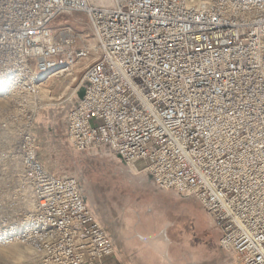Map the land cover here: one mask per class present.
Segmentation results:
<instances>
[{
	"label": "built area",
	"instance_id": "2783aa9c",
	"mask_svg": "<svg viewBox=\"0 0 264 264\" xmlns=\"http://www.w3.org/2000/svg\"><path fill=\"white\" fill-rule=\"evenodd\" d=\"M104 4L0 0V122H23L0 133L10 140L0 155L18 160L2 168L31 196L1 217L0 244L27 247L33 264H113L76 178L45 171L31 130L41 83L85 60L65 117L71 145L104 148L157 188L193 196L233 264H264V0ZM76 11L86 32L49 27Z\"/></svg>",
	"mask_w": 264,
	"mask_h": 264
},
{
	"label": "rangeland",
	"instance_id": "374dc122",
	"mask_svg": "<svg viewBox=\"0 0 264 264\" xmlns=\"http://www.w3.org/2000/svg\"><path fill=\"white\" fill-rule=\"evenodd\" d=\"M86 1L90 4H101L105 0ZM64 25L78 32H86L85 13L80 11L63 13L57 16L49 27L55 29ZM84 62L85 60L76 63L70 75L59 79L44 77L46 80L41 83L39 95L41 107L35 112L31 130L35 139L36 155L45 171L57 177L76 178L91 208L98 212V217L103 218L99 220L94 216L100 225L101 221L106 222L108 226L121 225L123 221L128 220L125 218L135 211L134 205L137 203L140 204V210L145 211L148 216L143 223L145 229L150 227L149 223L152 220L159 218L166 205H169L170 210L187 211L185 214L194 219V226L203 225L206 217L196 205L194 198L177 197L175 200L170 199L178 202L176 206L172 202L166 204L160 195L163 191L152 186L143 170L131 168L104 148L98 149V153H95L80 151L71 145L64 119L68 107L78 98L77 89L82 83ZM1 102L0 107L3 105ZM22 124L23 122H18L17 125ZM2 125L0 122L2 135L17 126L7 122ZM7 141L10 140L0 139V149L6 146ZM16 162L17 159L14 161L8 156L0 155V220L1 217L12 215L16 207L25 208L31 205L30 194L22 188L17 189L21 180L20 172L2 168L10 164L15 165ZM162 219L161 215L157 221L162 223ZM211 238H214V235ZM212 257V264L217 261L219 264H230L225 256L216 259V251ZM33 260L31 251L23 245L0 244V264H33Z\"/></svg>",
	"mask_w": 264,
	"mask_h": 264
},
{
	"label": "crops",
	"instance_id": "0c3cea01",
	"mask_svg": "<svg viewBox=\"0 0 264 264\" xmlns=\"http://www.w3.org/2000/svg\"><path fill=\"white\" fill-rule=\"evenodd\" d=\"M160 195L166 204L177 205L178 202L170 200L179 197L176 193L163 191ZM139 206V203L135 204L132 215L116 228V245L111 256L113 264H212L219 233L203 211L204 224L194 226V219L185 214L187 211L170 210L166 205L161 214L162 223L157 221L160 215L145 229L143 223L148 216ZM161 231L165 232L166 239L159 237ZM212 234L214 238H211ZM136 235L145 237L146 242Z\"/></svg>",
	"mask_w": 264,
	"mask_h": 264
},
{
	"label": "water",
	"instance_id": "95a60500",
	"mask_svg": "<svg viewBox=\"0 0 264 264\" xmlns=\"http://www.w3.org/2000/svg\"><path fill=\"white\" fill-rule=\"evenodd\" d=\"M84 84L85 83H82L81 85H80V88L79 89H77L78 91H77V93H78V98H77V100H79L81 97H82V95H83V92H84ZM76 100V101H77ZM76 101H74V102H72L71 104H70V106L68 107V109L69 108H71L72 107V105L74 104V103H76ZM67 109V110H68ZM67 112V111H66ZM65 117H66V114H65ZM64 122H65V128H66V118L64 119ZM80 151H83V150H80ZM107 151V150H106ZM95 153H98L97 151H95ZM120 161H122L121 159H120V157L118 156V155H115ZM123 162V161H122ZM126 171H128V172H130L128 169H126ZM148 176V175H147ZM59 177H66V176H59ZM149 177V176H148ZM77 180V179H76ZM149 180H150V183L152 184V186L153 187H155L156 189H158V190H161V189H159V188H157L155 185H154V183L151 181V179L149 178ZM77 182H78V186H79V192H80V194H81V197H82V199H83V201L85 202V204L89 207V209L91 210V212H92V214L95 216V217H97L98 219L100 218V219H102L103 220V218L102 217H98V212L96 211V210H93L92 208H91V204L90 203H88L87 202V200H86V196L84 195V193H83V189H82V187H81V184H80V182L77 180ZM161 191H172V192H174L173 190H161ZM174 193H176V192H174ZM177 194V193H176ZM179 197H182L183 199H190V198H194L193 196H191V195H189V196H181V195H179V194H177ZM195 199V198H194ZM195 201H196V205L200 208V210L201 211H203L204 212V214H205V211H204V209L200 206V204L198 203V201L195 199ZM206 215V214H205ZM206 217H207V215H206ZM208 218V217H207ZM99 219V220H100ZM101 223H102V226L104 227V229L106 230V232L108 233V235H109V237H110V239H111V241H112V243H113V246H115L116 245V239H117V236H116V228H117V226H118V224H112L111 226H108L107 225V223L106 222H102L101 221ZM159 237H161V238H163V239H166V237H165V232L164 231H161L159 234ZM136 237L138 238V239H140L141 241H145L146 242V238L145 237H143V236H140V235H136ZM216 259H220L219 257H223V256H225V259L226 260H228V263H230V257H231V253L230 252H228V251H225V250H223V249H221L218 245H216ZM215 259V258H214ZM220 262L219 261H217V263H213V264H219ZM191 264H194V263H191Z\"/></svg>",
	"mask_w": 264,
	"mask_h": 264
},
{
	"label": "bare ground",
	"instance_id": "6f19581e",
	"mask_svg": "<svg viewBox=\"0 0 264 264\" xmlns=\"http://www.w3.org/2000/svg\"><path fill=\"white\" fill-rule=\"evenodd\" d=\"M104 2H105L104 5H109V4H107V0H105ZM204 211H205V210H204ZM205 214L207 215L208 220L211 222V224H213V223H212V220H211V218H210V216H209V214H208L207 211H205ZM218 233H219V232H218ZM218 238H219V237H218ZM217 245H218V240H217ZM229 260H230V264H232V262H234L232 255H231V257H230Z\"/></svg>",
	"mask_w": 264,
	"mask_h": 264
},
{
	"label": "flooded vegetation",
	"instance_id": "af4514ba",
	"mask_svg": "<svg viewBox=\"0 0 264 264\" xmlns=\"http://www.w3.org/2000/svg\"><path fill=\"white\" fill-rule=\"evenodd\" d=\"M153 221V220H152Z\"/></svg>",
	"mask_w": 264,
	"mask_h": 264
}]
</instances>
